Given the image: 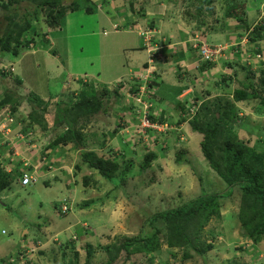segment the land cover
Segmentation results:
<instances>
[{
  "label": "rangeland",
  "instance_id": "rangeland-1",
  "mask_svg": "<svg viewBox=\"0 0 264 264\" xmlns=\"http://www.w3.org/2000/svg\"><path fill=\"white\" fill-rule=\"evenodd\" d=\"M77 1L79 3V8H82L86 3V0ZM97 1L100 2L101 0ZM120 1L121 0H115L116 6L123 7L120 4H117V2ZM178 1L179 3H177V0L173 3V0H171L174 4L173 11L177 13L174 14L175 16L173 15L174 20L177 22L178 17L182 16V19H185L186 17L188 21L191 16L185 14L183 5H186V2L183 4V2H180L181 0ZM126 2L124 3V6H128ZM93 3L95 4L94 0ZM107 4L112 6V2L110 1H108ZM220 4L221 3L217 1L212 4L215 11L214 14L210 12L208 6H205V8H207L206 14H209L208 22L215 24L217 29H219L218 31L221 32L224 28L223 22L226 21V19L223 18ZM24 6V1L18 6V13L20 14V17H17L18 20H20L21 16L25 13ZM140 6L144 7L140 8L142 15L137 12L135 14L139 16L138 19L140 21H143L148 17L146 14L147 10L154 12V7L150 5L149 2L142 1ZM260 7L263 14L264 0ZM28 9L31 10V15L33 13L32 6H29ZM95 9H98V7ZM108 9L109 8L105 5V10ZM194 10L195 8L191 9V11ZM250 14V25L259 22L255 17L256 13H254V11L250 12ZM73 17L75 18L74 14L67 16L65 24L61 27L62 31H60L59 28L46 29L43 22V16L40 13L39 19H34L32 21L34 23L33 25L38 26L37 30L39 32L35 34L33 40H30L27 46L25 45L19 48V52L21 53L20 57H22L21 61L14 63L9 61L4 63V66H10V69L5 67V73L3 76L0 73V96L2 97L6 92H10L13 97L18 100L17 114L22 117H26L31 110L29 106L30 103L26 99L27 97H30V93H33L40 98H43L47 93H51V101H59L63 99L62 102H64L73 99L70 94V92L73 91L71 89L77 86V84H75L76 82L79 81L81 83V81L79 79L73 80V75L72 78L68 80L67 70L70 71L73 69L76 71L79 69L92 70L93 67L96 69L100 68V81L106 83L107 79L102 75L105 69L104 62L106 61V58L105 56H102L101 58V35L97 32L86 34L88 28L83 26L79 28H67V19ZM6 21L7 20L4 18L0 9V32H2V29L5 27ZM84 24L86 25L87 23ZM225 25L228 26V29L224 32L229 34L230 28L237 27L239 24L236 22L232 26H230V23H225ZM102 32H104V30H102ZM32 33L33 32L26 33L27 37L33 36L34 34ZM212 33L213 32L209 31L205 36V40L208 44H210V42H222L225 39L226 34H223V32H221V34ZM45 34H47L48 37ZM139 39L140 42L138 41V45L141 47L142 38L139 37ZM51 41L54 43V53L57 52L59 54V59H57V56H53V52H51L50 49L48 52L52 55H49L48 57L40 56L39 59L33 57V64L28 62V56H30L28 53L38 49L35 45L43 46L42 44H44L46 46L44 49H49L52 48L50 47V45H52ZM227 41L225 40L220 43V45L226 47L228 45ZM230 41L233 43L236 42L233 41V39ZM109 42L111 41L106 39V44L109 45ZM260 42L264 48V40ZM234 44L236 45V43ZM254 46L255 45L252 43L249 44V48H253ZM249 48L245 43L239 48V50L243 52H241V54H243L241 56V61L245 66V69H242L240 67L241 62L237 61V75L234 79L230 80V88L222 90L221 94L217 93L219 90L216 89L214 82L212 83V81H210L213 79H210L211 75L209 74L215 73L214 68L202 72L205 77L206 74L208 75L207 79L205 81L203 80L204 83H210L211 85V93L203 96L204 98L202 99L211 101L215 98H220L222 100L230 101L231 96L228 95V93H230L232 87L236 85L237 79L252 80L250 78L249 70H258V59H261L262 56L259 58H253ZM117 50L120 51L119 48ZM228 50H231V48L228 47ZM235 50L233 54L237 55L238 49L236 48ZM39 52L42 51L36 52L33 56H38ZM140 53L142 59L146 53L145 51H140ZM226 57L227 54L221 58H223L222 60H225ZM229 59L232 60L231 57H228L226 61ZM30 64L33 65L31 69L28 67ZM62 66L66 70H64ZM223 66L222 69H225V65ZM20 67H22L21 71L17 72ZM226 68L230 71V67ZM15 70L22 79L19 84L14 80ZM36 72H39L40 74V79L37 82L35 79ZM112 77H114V75L109 76L108 79ZM171 78L173 79V77ZM198 80H196V83H190L180 100H182L185 95L191 94L195 88L201 90V92L203 91L204 85ZM71 81L75 82L73 87H63L61 89L63 82L69 86V84L72 83ZM114 81L115 79L110 82L113 84ZM115 82H117V80ZM93 83L97 89H100L97 83L94 81ZM169 84L170 82L167 83L166 81L163 83L165 91L163 97H173L174 95L176 86L171 87ZM115 93L116 90L113 89V86L110 87L107 98L112 100L108 105L107 112H100L96 119H93L95 121L90 122L89 125L83 128V131L86 137V143L90 147L97 150H103L106 155L111 152L119 153L121 151L123 158L120 154H115V156H118L116 161L120 163L122 168L125 169L128 165L126 161L131 159L132 166L126 174L123 173L122 175L120 169L116 172L117 180L122 182L125 193H127L126 197L120 188L112 189L113 191L111 190L112 192H110V195L104 197L105 190L112 186L109 182L106 183L103 188H101L100 182L97 181L96 184H93L92 181L89 185H83L81 182L82 175L91 173V170L86 166H83V169L80 170L75 177L73 176L71 178L67 176V173L71 174L75 170L74 164L80 161V156L77 153L71 155L69 152L66 166L68 165L70 170L60 169L62 172H59L56 175L58 178L50 182L52 186L45 188L41 178H39L37 182L25 186L13 182L11 187L4 191V194L1 196L2 198H0L4 201L3 205L0 204V264L5 263V260L8 258L7 255L11 253V249L15 247L21 250L27 248L25 253L26 256L30 258V261L28 262L29 264H31L32 261L36 264H84L87 244L91 247H96V256L94 259H91L89 263L99 264L101 260L105 259L104 253H102L101 248L99 249L101 245L115 242L123 236H133L142 232L140 230L148 213L151 214L167 207L178 206L183 201H188L202 191L212 194L220 193L223 196L222 201L224 200L220 214L218 216H213L204 227L205 239L210 240L211 234H217L215 237V244L218 245V247H215L206 253V264H234L237 262L238 264H264V239L255 245L258 248V251L254 254V252L252 253V248H249L248 250V246L249 244H252V241L240 234V224L237 220L239 198L236 191H234V193L228 192L227 184L204 160L202 153L200 152V136L196 132L190 130L189 122L185 121L184 123L173 124V122L182 115L181 109L178 106L176 107L173 103L166 105L167 111L172 114L170 120L173 119V121H171V123L168 122L169 124H172V126L171 128L168 127L164 129H160L161 127H159V132L172 130L173 135L170 133L171 135L167 137L169 145L166 147L165 154L153 161L150 167L141 172L139 164L147 151V147L151 146V140L149 138L151 136L146 137L147 139L144 141L146 144L135 141L138 142L135 145L133 143V138L123 136L122 134L124 133L118 131L114 133V135H111L113 128L117 127V110L127 103L124 93L122 96L119 95L120 100L117 99L118 101H116V98H113V94ZM107 98H105L106 101ZM48 99L49 98L46 97L45 100ZM133 105L136 110L138 105L134 102ZM185 105H196L193 97L186 101ZM47 106L51 108V104H48ZM240 106L244 109V111L238 112L242 124L238 125L236 128L251 133L254 137L258 136L259 133L263 132L262 126L264 124V115L260 116L254 113V110H252L250 105L245 106L241 104ZM154 108H159L157 112L162 109L156 103H154ZM127 115H129L128 112ZM32 128H34L32 129L34 133L32 135L33 139L36 140L34 132L36 130L38 134L42 136V140L40 142L36 140L38 146L35 151L32 150V152H29V157L40 151V143L43 145L44 142L53 137L52 132L45 131L38 125H34ZM171 138L177 139L175 144L171 141ZM102 142H104L103 146H101ZM159 144L165 146L163 139H160L154 146L157 147ZM262 147H264V145ZM178 148L186 151L184 155L186 161L181 164L176 163L174 160ZM6 162L7 160L4 159V163ZM63 178L67 180L64 185L62 184L63 181L60 182ZM138 179L140 181L143 179L145 182L141 183L142 188L139 192L131 194L133 185L138 184ZM74 181H77V183H74ZM68 182L69 184H67ZM59 185L61 186L60 188ZM57 186L58 188H55ZM112 195H116L118 198L113 199ZM91 198L95 203L88 207H80V204L83 201ZM101 198L103 201H101ZM44 219L49 221L45 226ZM81 227L89 229V232L83 235L84 232L79 231ZM144 228L150 230L148 226H145ZM78 231L79 233H77ZM39 250H43L48 255L49 260L46 261V256L40 259L41 257L38 253ZM55 255L57 256L56 259H54ZM180 256L181 255L179 254L177 258H174L170 253L162 254L161 256L155 255L153 256L152 261L154 264H179L177 261H179ZM133 260L134 264L146 263L145 258L140 255H134ZM185 264H190V262ZM199 264H201V262Z\"/></svg>",
  "mask_w": 264,
  "mask_h": 264
},
{
  "label": "trees",
  "instance_id": "trees-1",
  "mask_svg": "<svg viewBox=\"0 0 264 264\" xmlns=\"http://www.w3.org/2000/svg\"><path fill=\"white\" fill-rule=\"evenodd\" d=\"M23 1L25 2V13L21 16V19L18 20L17 17H20L18 6ZM86 1L85 11L91 12L97 8L96 3L94 4L91 0ZM108 1L111 0H101L100 2L103 5H108ZM129 1L132 6V1L134 0ZM151 1L152 0H142V2ZM186 1L188 4H192L195 10L191 11L193 7L190 6V8L188 7L185 10V14L191 16L190 21H193V28L199 30L202 35H205L206 31L211 28L208 22L209 14H206L207 8H205V6H208L210 12L214 14L215 11L212 4L216 1L221 3L223 18L226 19L224 22L231 23L232 25L236 22L239 24L232 29L231 33V39L236 41L238 46H233L231 49L239 47V42L246 36L247 44L252 43L256 46H254L255 48H249L251 55L257 57L256 55L259 54L258 58L262 56L261 59H258V70H249L252 80H240L235 78L237 79L236 85H234L230 93H228V95L231 96L230 101L220 98L207 101L200 98L202 95L199 96L197 92L193 91V99L194 101H198L199 104L196 103L197 110L188 120L190 130L201 136L199 146L204 160L227 184L228 192L234 193V191H236L239 198L237 220L240 224V234L252 241V244L248 246V250L252 248V253L254 252L255 254V252L258 251L255 245L264 239V147H262L264 145V124L262 126L263 132L259 133L256 137L236 127L242 124V120L239 119L240 116H238L239 111H244L240 106L241 104L245 106L250 105L254 113L260 116L264 115V48L260 44V41L264 40V12L262 14L260 10L263 0ZM29 6H32L33 9L31 15V10L28 9ZM99 7L101 6L99 5ZM0 9L4 18L7 20L5 27L2 29V32H0V71H2L0 73L3 76L6 67L4 63L17 57L20 54L19 48L21 46H27L30 40H33L35 34L39 32L37 30L38 26L33 25L34 23L32 21L34 19H39L40 13L43 16L46 29H60L65 24L67 16L72 12L75 13V11L79 9V3L77 0H0ZM253 11L256 13L255 17L259 22L250 25L249 16L251 15L250 12ZM139 14L142 15L140 12ZM114 28H117V24H114ZM28 32H33L32 34L34 35L27 37ZM106 32L107 30H104V33ZM192 49L197 50L193 46ZM237 49L239 52V48ZM158 53L159 52L155 54L153 63L159 58ZM213 63L215 62L204 61L200 69H207L211 67ZM146 65H148V61H146L144 66ZM225 65L231 68L234 67V64H231V62ZM240 67L245 69L242 63ZM179 69H182V66H180ZM228 72L229 71L220 72V79L217 82L221 88L217 90L230 88V80L234 74H237V68L233 70L232 75ZM16 75L18 74H15L14 80L19 84L22 80ZM206 92H209V90ZM70 94L73 99L71 101L62 102L63 99L51 101V97H48V100H44L30 93V97L26 99L30 103L29 106L31 110L26 117H22L17 114L16 111L19 104L18 100L14 98L10 92H6L4 96H0V108L8 106L14 116L13 126H22V130L25 132L34 125H38L45 131L52 132L54 138L49 140V143L41 149V152L39 151V155L37 156V158L40 156L41 158L45 157L43 160L44 163L40 166L41 170H50L49 165H52L53 163L51 162H54L53 160H50L51 162L47 161L52 158L54 154L46 153L45 150L47 148L54 149V152H56L55 150L57 147L61 149L68 145L78 151L80 161L75 163V170L71 174L67 173V176L71 178L73 176L75 177L77 173L83 169V166H86L91 170V173L82 175L81 182L83 185H89L92 181L93 184H96L97 181L100 182V186L103 188V186L109 182L112 186L105 190L104 197H108L110 192L116 188H120L126 197L127 193H125L122 182L117 180L116 172L120 169L122 175L123 173L126 174L132 166L131 159L126 161L128 164L127 167L125 169L122 168L120 163L116 161V158H118L117 155L115 156L116 153L111 152L106 155L103 150L90 147L86 143V137L83 131V128L89 125L90 122L95 121L93 119H96L100 112H107L108 105L112 100L107 98V88L102 87L97 89L92 82H84L79 91L76 93L72 91ZM116 96L117 94H114V97ZM105 98H107V101ZM177 103L178 104H175L176 107H181V112L187 114L188 110L185 102H183V104H181L180 101ZM48 104H51V108L47 106ZM126 104L122 105L123 107L117 110V127L113 128L111 135H114V133L118 131L124 133L122 134L123 136L133 138V143L135 145L138 143L135 141L146 144V142H144L145 139H147L146 137L151 136L149 137L151 146L147 147V151L139 164L142 172L150 167L153 161L165 154L166 147L169 145L167 137L171 135L173 131L159 132L157 129L146 128V132L143 135L137 138L134 137V134L130 131L133 125L138 122V119L136 118L133 103ZM127 112L129 115H127ZM166 115L167 113L164 108L157 114L156 108L151 106L148 117L151 122L171 123L173 120H169L170 116ZM186 117V115H180L176 122L180 124ZM160 139H163L165 146L159 144L155 147L154 145H156ZM171 141L175 144L177 139L171 138ZM103 144L104 142L101 143V146H103ZM176 151L177 153L174 157L176 163L181 164L186 161L184 156L186 151L181 148H178ZM120 156L123 158V155L120 154ZM34 158V161L37 160L36 156ZM2 159H0V196L4 194L5 190L11 187L12 182L18 180V178L20 179L22 175V171L19 168L21 161L16 162V166L13 167L12 170H9L8 166L3 165L4 161ZM57 163L58 161H55V164ZM44 166H46V169ZM29 167L31 170L32 165H29ZM56 175L57 174L54 175V178H58ZM47 181H49V179ZM142 182L145 181L143 179H141V181L138 179V184L133 185L131 194L139 192L142 188ZM48 183L49 182L44 181L46 186ZM74 183H77V181H74ZM122 193L120 194L123 195ZM112 197L113 199L118 198L116 195H112ZM222 198L223 196L220 193L212 194L202 191L188 201H183L178 206L167 207L151 214L148 213L140 230L142 232L133 236H123L115 242L106 243L99 247L105 255V259L101 260L99 264H134V255H140L145 258L146 263L144 264H154L152 261L153 256H161L167 253L172 254L174 258H177L180 254L179 261H177L179 264L187 262L191 264H199L200 262L201 264H206V253L218 247V245L215 244V237L217 234H211L210 240L205 239L204 227L213 216H218L220 214L224 201H222ZM101 201H103L102 198ZM3 203L4 201L1 200L0 204L3 205ZM93 203H95V201L91 198L83 201L80 207H88ZM43 221H45L44 226L49 223L47 219ZM145 226H148L150 230H146L144 228ZM79 231L84 232V235L89 232V229L81 227ZM79 231L77 233H79ZM11 250L4 264H18L17 261H11V258L13 256H21L25 253H23V250L21 251V249L16 247ZM39 253L43 256L47 255L41 250ZM95 256L96 247H91L87 244L84 264H90L89 262L91 259H94ZM56 257L55 255L54 259H56ZM47 260H49L48 257L46 261ZM27 264H29L28 261ZM31 264L36 263L31 262ZM234 264H238V262Z\"/></svg>",
  "mask_w": 264,
  "mask_h": 264
},
{
  "label": "crops",
  "instance_id": "crops-1",
  "mask_svg": "<svg viewBox=\"0 0 264 264\" xmlns=\"http://www.w3.org/2000/svg\"><path fill=\"white\" fill-rule=\"evenodd\" d=\"M91 1L93 2V0H91ZM94 1L96 3V6L98 7V9H94V11H91V12L85 11L84 8L86 6L85 4H87V1H86V3L84 4V6L82 8H79L77 11H75V13L72 12L69 14V15L74 14L75 18L73 17V18L67 19L66 25H67V28H79V27L83 26L85 28H88L86 34L97 32L101 35V37H100L101 51H102L101 58H102V56H105V58H106V61L104 62L105 63V69H104V72L102 75H103V77H105L107 79V81H106V83L100 81L101 80L100 68L96 69L95 67H93L92 70L79 69L76 71H74L72 69L70 71L67 70L68 71L67 79L69 80L70 78H72V75H73V80L79 79L81 81V83L79 81H78L79 83L78 82L75 83V82L71 81L72 83H70L69 86H67V84H65V82H63L61 89L63 87H67V88L73 87V84L75 83V84H77V86L75 88L73 87V89H71V90H73L76 93L77 92L76 90L79 91L84 82L92 80L89 83H91V82L93 83V81H94L95 83H97V85H99L100 88H102V87L107 88L108 93H109V88L113 86V89L116 90V92H117V93H115V94H117V96L116 97L113 96V98L115 99V98H119V95L122 96L123 93L125 95L124 90H121L122 85L123 86H125V85L131 86L132 88H135L139 84V82L136 78L132 77L131 72L132 71L137 72V71H139L142 68L147 66V65L144 66L146 61L148 60L147 49L143 46V41H142L141 47L138 45V41L140 42L139 37H141L143 39L141 32L146 30L147 28L155 29V32L152 35V42H154V45L158 46V49L156 52L161 53V56L155 60V63H153V66L155 67V71H153L149 76V79H148L149 84H148L147 93H146V96L144 97V99L149 101L152 104L156 103L159 107L164 108L165 112L167 113L166 116H170L169 118H171L172 114L169 111H167V106H166L167 104L166 103L178 104L177 102L180 101V103L183 104V102H186L187 100H189L191 98V96L193 97V95L191 93L189 95H185L182 98V100H180L185 89L190 85V83H192V84L196 83L197 82L196 80L200 79L198 81H201L202 84L204 85L203 91L201 92V90H198L197 88L194 89V92H197L199 96L202 95V97H200V98H204L203 96L211 93L210 83L209 84L204 83V81L207 79L208 75L206 74V77H205L204 73L202 74V72H205L207 70H211L212 68H214L215 73L209 74V75H211L210 79H213L210 81H212V83L214 82L216 89H218V88H221V86L218 85V82H217L220 79V77H219L221 74L220 72H224V71L227 72L228 71L226 68L227 66L225 64L228 62H231V64H234V67H232V68L230 67V71L228 72L229 74L232 72L231 73V75H232L233 70L238 67L237 61L238 62L240 61L242 63L241 56L243 54L240 53L241 51H239V52L237 51L238 52L237 55L233 54L235 49L232 48L231 50H228V51L226 50L224 52L225 54H227V57L225 58V60L219 59L218 62L213 63L211 65V67H208L207 69H204V70L200 69V67L203 66L202 64L204 61H202L200 59V57L198 55L199 54L198 50L192 49V46H190V45H192L191 44L192 37H195V35H198L200 40L207 43V41L205 40V36L208 34L209 31H211L215 34H221V32H223V34L225 33L226 36L222 42H224L225 40L227 41L228 39L229 40L227 42H231L230 41L231 40V33H232V29L234 27L230 28V33L228 34V33L224 32L228 29V26L227 25L225 26V23L223 24L224 28L220 32V31H218L219 29H217L216 25L211 22V23H209L211 28L208 29V31H206L205 35H202L199 30L193 28V21H190V19L187 21L186 17H185V19H186L185 20V19L181 18L182 16H179L177 19V22H175L173 15L177 14V13H175L173 11V6H174L173 3L176 0H173V3L171 2V0H152L151 2H149V4L154 7V12L147 10L146 14L148 15V17H146L143 21H140L138 19L139 16L137 14H135L136 12L141 13L140 3L142 0L132 1V3H133L132 6H131L129 0H121L120 2H117V4H120L123 7L116 6L115 0H111L110 2H112V6L106 5V7L109 8L108 10H105V5H103L101 2H99L97 0H94ZM125 2L128 6H124ZM180 2H183V4H184V2H186V5L185 4L183 5L184 11L188 7L190 8V6L193 7L192 4L191 5L188 4V2L186 0H181ZM177 3H179L178 0H177ZM99 5L101 7H99ZM142 8H144V7H142ZM180 8H182V7H180ZM76 15H78V16H76ZM84 23H87V24L85 25ZM114 24H117V28H114ZM230 26H232L231 23H230ZM102 30H107V32H106L107 34L102 32ZM60 31H62L61 28H60ZM45 35H47V34H45ZM47 37H48V35H47ZM47 39H49V38H47ZM106 39L111 41V42H109V45L106 44ZM51 42H52V45H50V47H52V48H49V49H44V47H46L44 44H42L43 46L35 45L38 49L36 51H32L31 53H28V55H30V56H28L29 57L28 62L32 63L33 57H36L37 59H39L40 56H42V57L47 56L48 57L49 55H52L50 52H48L50 49H51V52H53V56H57L58 57L57 59H59V57H60L59 54L57 52L54 53L55 52L53 49L54 43H53V41H51ZM222 42L221 41L210 42V44H220ZM55 47H56V45H55ZM247 47L249 48V44H247ZM118 48L120 49V51L117 50ZM38 51H42V52H39L38 56H33ZM140 51H145V53H146V54H144V57L142 59H141ZM20 56H21V53L17 57H14L13 60H10V62L14 63L17 61H21L22 57H20ZM235 56H236V59H235ZM162 57H163V59H162ZM228 57H231L232 60L229 59L227 62L226 60ZM9 59H10V57H9ZM32 64H30L28 66L29 69H31L33 67ZM223 65H225V69H222V67H224ZM172 66H173V69H172ZM180 66H182V69H179ZM22 67H23V64H22ZM22 67H20V69L17 72H20ZM100 67H101V64H100ZM6 68L10 69V66H6ZM62 68L64 69L63 66H62ZM64 70H66V69H64ZM184 70H186V71H184ZM17 72L15 70V74H17ZM199 74H201V75H199ZM35 75H36L35 79L37 82L40 79V74H39V72H36ZM113 75H114V77L108 79L109 76H113ZM236 75L237 74H234L232 79H234V77ZM16 76H18L20 78L19 74ZM82 76H87V77L83 78ZM171 77H173V79ZM114 79H115V81L117 80V82L114 81L112 84L110 81H112ZM165 81L167 83L170 82L169 85L171 87L176 86V89L174 90L173 97H167V96L163 97L164 93H165L163 83ZM178 83H179V86H178ZM206 85H209V86H206ZM217 86H218V88H217ZM207 90H209V92H206ZM222 90H224V89L217 91V93L221 94ZM51 96H52L51 93H47L41 99L45 100L46 97H51ZM183 100H185V101H183ZM116 101H117V99H116ZM6 107H8V106H6ZM179 108L181 109V107H179ZM157 110H159V108H156V111ZM15 112H14V114H15ZM159 113H160V111L157 112V114H159ZM171 120H173V119H171ZM29 129H34V128L31 127ZM34 132L36 135L35 139L38 142H40L42 140V136H40L36 130ZM53 138L54 137H51L50 139L52 140ZM200 138H201V136H200ZM49 140L44 142L43 145H42V143H40L41 144L40 152H41V149H43L49 143ZM55 151L56 152H54V149H51V148H47L45 150L46 153H49V154L54 153L53 154L54 157L52 156V158L47 160L49 162H51L52 160L54 161V162H51V163H53L52 165H49L50 170H41L42 174H41V177H39V178H41V181L43 184H44V181L49 182L47 186L44 184L45 188L52 186V184L50 182L52 180L57 179V178H54V175L58 174L59 172H62V171H60V169H62V170H64V169L68 170L69 169L68 165L66 166L67 157L69 155V152L71 155H73V153L78 154L77 150L73 149L71 146H68V145L64 148H61V149L59 147H57ZM37 153H39V151L34 153L36 158L38 156V155H36ZM114 153L121 154V151L119 153H117V152H114ZM2 154H4V151H3V149H0V156ZM21 154H22V158H30L31 157L32 161H34V159H35L34 158L35 156H33V155H31L30 157L28 156L29 150H27V149H23ZM56 156H58V157H56ZM4 159L7 160V158L5 156L2 160L4 161ZM20 161H21V157L15 156L14 161H11L10 163L13 167H15L16 166L15 163L20 162ZM55 161H58V163L55 164ZM4 164H6V163H4ZM44 168L46 169V166H44ZM39 178L36 179L35 182H37V180H39ZM48 179H49V181H47ZM62 181H63V183H62L63 185L67 182V180L64 178L62 180H60V182H62ZM14 183L19 184L20 179L18 178V180L16 182L14 181ZM12 184H13V182H12ZM67 184H69V182ZM60 187L61 186L59 185V188ZM55 188H58V186ZM56 198H58V197H56ZM51 201H53V200H51ZM22 250L24 253L25 250H27V249L25 248ZM39 251H38V253H39ZM41 251H43V250H41ZM44 254H46V253L44 252ZM39 255L41 257L40 259H42L44 256L48 257L47 255L43 256L40 253H39Z\"/></svg>",
  "mask_w": 264,
  "mask_h": 264
},
{
  "label": "built area",
  "instance_id": "built-area-1",
  "mask_svg": "<svg viewBox=\"0 0 264 264\" xmlns=\"http://www.w3.org/2000/svg\"><path fill=\"white\" fill-rule=\"evenodd\" d=\"M154 32L155 29L152 28H147L146 30L141 32L143 37V44L148 52V65L137 72H131L132 77L136 78L139 84L135 88L126 85L121 86V90H124L125 92L126 102H134L138 105V108L135 110L138 122L133 125L130 131L134 134V137L136 138L143 135L146 132V128L157 129L158 131H160L159 127H161L160 129H164L168 127L171 128L172 126V124H169L168 122H151L148 116L150 112V107H154V104L144 99L149 84V76L155 70L153 62L155 54L157 53L156 51L158 49V46L154 45V42H152V35L154 34ZM246 39V36L245 38H242L241 43L245 42ZM191 41L192 46L198 50L200 59L212 62H217L219 59H223L221 57L225 55L224 52L226 50L228 51V47L231 48L232 46H238L237 43L235 45L233 42H228V45L226 47H223L220 44H207L206 42L200 40L198 35L192 37ZM240 47L241 45L238 48ZM158 55L159 57L161 56L160 53H158ZM256 56L257 57L253 58H258L259 54H257ZM196 103H198V101H195V104ZM187 110L188 113H182V115H186L187 119H189L196 112L197 104L187 105ZM13 121L14 116L12 115L11 110L9 108H5L0 111V149H3L4 151V154L0 156V159L5 156L9 162L14 161L15 156L21 157V164L19 165V168L22 171V175L20 177V184L24 186L35 182V180L40 176V172L38 170L40 169V166H42V164L44 163L43 160L45 159V157L41 158L40 156L38 157L39 159L37 158L36 161H32L31 157L22 158L21 152L23 151V149H27L29 150V152H31L32 150L35 151L38 144L36 140L33 139L32 135L34 133L32 130H28L25 132L22 130L21 126H13ZM175 123L177 122L174 121L173 124ZM36 155H39V153ZM29 165H32L31 170ZM6 166H8L9 170H12L11 165H7L6 163ZM29 259L30 258L26 256V253H24L21 256H13L11 258V261H17L18 264H27V261Z\"/></svg>",
  "mask_w": 264,
  "mask_h": 264
},
{
  "label": "clouds",
  "instance_id": "clouds-1",
  "mask_svg": "<svg viewBox=\"0 0 264 264\" xmlns=\"http://www.w3.org/2000/svg\"><path fill=\"white\" fill-rule=\"evenodd\" d=\"M243 38H245V36L243 37ZM234 43H237V42H234ZM244 43L247 45V39H246V41L245 42H243V43H241V42H239V45H241V46H243L244 45ZM237 45H238V43H237ZM238 48V47H237ZM240 51V50H239ZM241 53V52H240ZM199 57H200V55H199ZM83 78H86L87 76H82ZM5 108H9V107H1L0 108V111H2L3 109H5ZM190 119V118H189ZM189 119H187V117H186V119L183 121V122H181V123H184L185 121H188ZM176 124H178V123H176ZM28 130H32V129H28ZM9 162H11V161H9ZM9 162H7V165H11V163H9ZM21 164V163H20ZM3 165L4 166H6V164H4L3 163ZM12 166V165H11ZM12 169H13V166H12ZM39 172H40V176L39 177H41V174H42V172H41V169H39L38 170ZM38 177V178H39ZM35 183V182H34ZM30 261V259L28 260V262Z\"/></svg>",
  "mask_w": 264,
  "mask_h": 264
},
{
  "label": "water",
  "instance_id": "water-1",
  "mask_svg": "<svg viewBox=\"0 0 264 264\" xmlns=\"http://www.w3.org/2000/svg\"><path fill=\"white\" fill-rule=\"evenodd\" d=\"M0 202H1V200H0Z\"/></svg>",
  "mask_w": 264,
  "mask_h": 264
}]
</instances>
